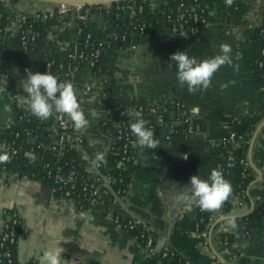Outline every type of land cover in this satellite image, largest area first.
I'll return each instance as SVG.
<instances>
[{
  "label": "crops",
  "instance_id": "1",
  "mask_svg": "<svg viewBox=\"0 0 264 264\" xmlns=\"http://www.w3.org/2000/svg\"><path fill=\"white\" fill-rule=\"evenodd\" d=\"M139 1L151 13L158 12L160 0ZM2 10L8 24L0 36V81L6 80L7 91L0 93V153L8 149L3 142L4 130L21 121L15 107L25 109L20 103V97L27 95L20 85L26 78L25 70L40 73L45 56L64 58L85 50L77 34L81 20L78 6L0 0ZM207 10L208 21L196 38L163 31L147 13L150 30L139 43L133 42V36L122 42L123 20L87 15L93 38L104 44L101 67L95 70L85 64L62 81L73 84L89 120V125L78 131L65 116L73 142L66 146L76 152L96 196L86 211H78L74 201L57 198L50 187L0 165V231L6 213L13 211L20 220L16 245L20 264H45L43 251L52 245L63 249L62 264H179L144 249L133 235L113 222L114 213L145 223L157 241L163 240L164 246L184 259V264H264V220L249 235H245L246 226L240 221L255 210H264V80L253 74V64L259 57L264 0H234L231 7L217 0L209 2ZM48 11L56 14L38 21L43 38L24 49L19 40L24 28L22 18ZM221 44L231 45V58L239 71L222 66L209 89L190 94L187 86L177 81V68L169 64L170 55L186 51L189 57L201 61L219 54ZM4 61L8 65L1 72ZM176 103L203 124L201 133L188 136L176 132ZM6 104L11 112L4 111ZM139 106L149 112L169 110L167 122L153 131L160 141L157 149H141L136 144L134 176L120 197L105 167L112 140L108 133L99 132V126L109 115L123 116L133 123L135 117L129 113ZM172 111L173 121L168 116ZM50 119L46 131L53 143L60 131L56 115ZM229 133L243 137L237 151L246 158L251 181L242 196L234 192L233 175L225 171L226 154L221 142ZM75 139H81V143H74ZM213 169L221 171L231 183L232 194L229 210L225 212L223 205L211 214L208 245L204 246L194 228L200 208L186 198V185L194 175L208 180ZM225 217L234 218L238 227L225 231ZM224 238L230 243L225 244ZM156 247L160 248L157 243Z\"/></svg>",
  "mask_w": 264,
  "mask_h": 264
},
{
  "label": "trees",
  "instance_id": "2",
  "mask_svg": "<svg viewBox=\"0 0 264 264\" xmlns=\"http://www.w3.org/2000/svg\"><path fill=\"white\" fill-rule=\"evenodd\" d=\"M217 0H160L158 12L151 13L148 8L142 4L143 13H149L154 21V23L160 27L163 31L169 32L173 24H175L177 7L183 5V7L198 4L201 6H206L209 2ZM224 2L225 0H219ZM140 2L136 0V3ZM125 2L114 3L113 6L124 4ZM89 8V15L97 14L108 18H116L123 20V30L121 35L126 37L122 40L123 43L128 42L133 36V42L139 43L142 41L144 36L137 34L131 26L127 25L128 17L125 12L115 9L112 12L107 13L104 9H98L96 6H83L81 14L85 13V9ZM100 8V7H99ZM183 10V8H182ZM191 13V12H189ZM117 14L119 17H117ZM208 15V14H207ZM7 15L5 10L0 11V36L3 35L4 29L7 26ZM32 28L37 33L35 42L27 47L30 49L36 45L43 38V32L41 26L38 24H32ZM82 29L79 38L84 41V37L91 30V23L89 19L84 21H78V27ZM204 26L202 27L203 30ZM150 30V26H147L146 34ZM179 37L182 35L179 34ZM101 45L104 48V44L98 43L95 40V46ZM103 54L99 59V64H102ZM7 63L3 62V67H1V72H4L7 68ZM47 65H49L47 67ZM72 66H77V71H79L83 64L76 59H70L69 57L61 58L59 56H45L43 67L40 71L41 74L48 73L57 77L58 81H62V75L67 74L68 68ZM98 70V66L94 67ZM77 73V72H76ZM253 74L257 79L264 80V62L259 65V61L253 64ZM15 110L20 116L19 125H11L7 127L3 132V142L7 145V154L11 157L10 162L6 164H0L6 171H16L22 177L30 178L36 182L42 183L52 189L53 195L57 198H65L74 201L75 207L78 211H86L88 209L90 200V189L91 183L88 181L87 174L79 162V158L74 150L68 149L67 146L60 152L59 148L53 150L52 143L48 139V134L46 131L47 126L45 121L39 120L31 116L25 109L15 107ZM169 110L159 111V112H149L143 109L142 119L146 123V127L150 128L152 131L161 127L157 123V116L162 115L164 123L167 122L166 115ZM178 114V119L181 122L182 110L178 109L176 111ZM176 114V115H177ZM187 114L191 117L193 124L200 126V131H203V124L198 121L191 113ZM118 118L114 115H109L107 121L99 126V132L108 133L112 145L110 152L107 155L105 167L110 171L114 183L112 188L118 196H124L128 188L130 181L133 179L135 167L134 161L136 159V154L134 150H128L124 153L123 145L124 141L122 139H117V130L112 126V123L118 122ZM129 121H127L128 123ZM129 124V123H128ZM185 126L179 123L176 128V132H184ZM191 136V135H188ZM241 168L235 167L232 172L233 175V187L235 193H244V189L247 187L251 181L249 170H246V176L241 178L240 176ZM70 176V178H65V176ZM229 210V205H224V211ZM8 213H14L13 211H8ZM209 212L203 211L197 214V219L202 218L203 222L200 224L199 229H202L204 224L209 221ZM5 219V217H4ZM19 220V219H18ZM264 220V213L260 210H255L240 218V221L244 222L246 226V234H250V230L256 228ZM20 220L17 228L19 231ZM195 228V224H194ZM135 238L140 233V230H134L129 232ZM155 237V236H154ZM18 239V235H17ZM156 242L158 238L155 237ZM139 244L143 247L144 243L137 238ZM227 243H230L228 240ZM167 247V246H166ZM11 258L13 264H20L17 260L16 246L10 249ZM172 252V251H171ZM3 252L0 251V256ZM174 257L179 264H184V259L180 255L172 252ZM26 264H36L33 262H28ZM90 264H97L91 262Z\"/></svg>",
  "mask_w": 264,
  "mask_h": 264
},
{
  "label": "built area",
  "instance_id": "3",
  "mask_svg": "<svg viewBox=\"0 0 264 264\" xmlns=\"http://www.w3.org/2000/svg\"><path fill=\"white\" fill-rule=\"evenodd\" d=\"M67 5H59V7H64ZM81 10L83 6H78ZM92 7V6H90ZM98 9H104L107 13L114 11L115 9L125 12L128 17L130 26L136 30L137 34L140 36H144L146 34L147 26L149 23L147 21V13H143L142 3H136V0L125 1L124 4H120L117 6L110 5H97ZM100 7V8H99ZM183 8V10H182ZM177 14L175 24H173L170 33L174 35L184 34L190 38H196L202 32V27L206 25L208 21V10L207 5L201 6L198 4H192L183 7L180 5L177 7ZM191 12V13H189ZM56 12L48 11L44 14L35 15L32 18H22V22L24 23V28L20 34V45L27 49L29 45L35 42L37 37V33L32 28V24H38V21H46L54 17ZM89 14V8L85 9V13L81 14V20L84 21ZM117 17L119 15L117 14ZM82 29L77 28L78 36L81 34ZM259 38H260V47H259V57L257 61H259V65H262L264 62V20L262 21L259 27ZM122 40H125L126 37L124 35L121 36ZM84 47L85 50L78 51L76 53L69 54L67 57L70 59L80 60L83 65H88L90 68L94 69V67L98 66L100 69L101 64H99V59L103 54L104 48L99 45L95 46V39L91 32H88L84 37ZM49 65H47L48 67ZM47 72V70H46ZM45 72V73H46ZM77 71V66H72L68 68L67 74L62 75V77L73 75ZM43 73V74H45ZM177 109L182 110L183 119L181 122L178 119V122L185 126L184 133L185 135H195L201 133L200 126L197 124H193L191 117L187 114V110L180 103L175 104ZM143 107L139 106L137 111L141 113V118L143 114ZM56 121L59 127V137L58 139L52 143V149L55 150L57 147L60 152L63 151L66 145H72L73 142L69 135V125L65 117H61L56 115ZM118 122L115 123V129L117 130L118 136L117 139H122L124 141L123 149L124 153H126L129 149L134 150L136 143V137L130 131L131 122L127 123V119L123 116L118 117ZM157 123L159 125H163V116L160 114L157 116ZM243 137L241 135H237L236 133H229L222 139V147L225 150L226 159H225V171L226 173L232 174L235 167L241 168L240 176L244 178L246 176V170L248 169V163L246 158L237 151V146L241 142ZM74 143H81V139H75ZM99 168L100 165L97 164ZM65 178H70V176H65ZM238 195V194H237ZM242 196V193H239ZM238 195V196H239ZM96 196L95 189L91 186L90 189V200L91 203L94 201ZM90 203V204H91ZM225 204L229 205V199L225 202ZM224 204V205H225ZM224 208V207H223ZM199 213L203 211L199 210ZM264 213V210H263ZM212 214V213H211ZM211 214L209 221L204 224L202 229H199L200 224H202L203 219H196L195 221V231L201 239V242L204 246L208 245L209 239V228L211 225ZM113 222L122 230L126 232H131L134 230H140V233L137 235L136 239L139 238L140 241L144 243L143 248L147 251H155L158 253L159 258L168 259L173 258L174 255L171 250L163 246L162 248L156 247V239L154 234L150 231L147 225L140 220L133 218H124L121 217L120 214L114 213L112 215ZM19 220L18 217L14 213H6L5 220L2 224V229L0 231V251L3 252L0 256V264H13V260L11 258L10 249L17 245V228H18ZM245 235H247L245 233ZM223 242L226 244L227 239L224 238Z\"/></svg>",
  "mask_w": 264,
  "mask_h": 264
},
{
  "label": "clouds",
  "instance_id": "4",
  "mask_svg": "<svg viewBox=\"0 0 264 264\" xmlns=\"http://www.w3.org/2000/svg\"><path fill=\"white\" fill-rule=\"evenodd\" d=\"M234 0H225V4L232 6ZM187 35H185V38ZM232 48L229 44H221L219 54L209 59L198 61L195 57H189L186 51L176 52L170 55L169 60L177 68L176 78L181 86H187L190 94L205 91L211 87L214 74L222 67L229 66L239 71V65H234L231 58ZM26 78L20 82L23 93L20 97L21 106L33 117L47 121L55 115L67 117L76 130H83L89 125L80 102L71 82L58 81L57 77L46 72L32 73L25 70ZM234 83V82H233ZM227 85H222L226 88ZM6 91V80L0 81V93ZM10 105H4V111L11 112ZM135 117V122L130 124V131L136 137L135 143L141 149H157L160 141L155 138L154 132L146 127V121L141 118L139 111L129 113ZM185 160L187 156L183 157ZM11 157L7 152L0 153V164L10 162ZM100 154L97 160H100ZM188 199L194 201L201 211L209 213L219 212L232 194V185L226 180L221 171L213 169L208 180H202L198 175L190 178L186 185ZM225 231L235 230L238 226L234 218L225 217ZM63 249L56 245L49 246L43 251L45 264H62L61 255Z\"/></svg>",
  "mask_w": 264,
  "mask_h": 264
},
{
  "label": "water",
  "instance_id": "5",
  "mask_svg": "<svg viewBox=\"0 0 264 264\" xmlns=\"http://www.w3.org/2000/svg\"><path fill=\"white\" fill-rule=\"evenodd\" d=\"M37 2H43V3H49V4H55V5H70V6H97V5H110L114 3L119 2H125L129 0H34ZM169 119L174 120L175 118V112L172 111L169 113ZM50 118L45 121V125L50 124ZM157 244L160 248H162L165 243L163 240L157 241Z\"/></svg>",
  "mask_w": 264,
  "mask_h": 264
}]
</instances>
